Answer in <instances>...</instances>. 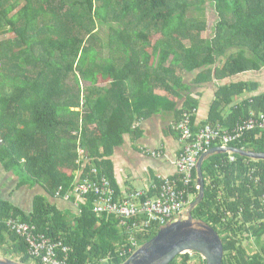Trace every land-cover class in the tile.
<instances>
[{"label":"trees","instance_id":"obj_1","mask_svg":"<svg viewBox=\"0 0 264 264\" xmlns=\"http://www.w3.org/2000/svg\"><path fill=\"white\" fill-rule=\"evenodd\" d=\"M208 2L218 21L203 38ZM185 75L197 86L218 85L202 126L230 131L247 121L264 124L261 82L249 78H264V0H0V160L49 196L60 187L68 191L79 171L83 179L109 180L118 196L111 157L127 135L141 136L148 118L170 112L176 117L170 131L176 133L185 113L198 131L199 102ZM231 146L264 153V128ZM234 156V162L230 154L204 162L205 198L193 215L222 237L223 264H264V160ZM93 202L72 217L44 197L30 215L1 202L0 256L38 264L4 222L19 218L71 247L70 264H123L131 255H121V220L99 217ZM250 240L258 250L249 251ZM172 264L205 263L186 254Z\"/></svg>","mask_w":264,"mask_h":264},{"label":"built area","instance_id":"obj_2","mask_svg":"<svg viewBox=\"0 0 264 264\" xmlns=\"http://www.w3.org/2000/svg\"><path fill=\"white\" fill-rule=\"evenodd\" d=\"M191 117V114L185 113L183 120L174 127L182 145V151L176 160L179 179L164 180L155 197H149L150 191L146 189L133 191L119 199L109 180L102 178L101 181H95L90 177L83 179L80 178L83 171H79L71 188L64 192V187H60L56 198L72 200L76 213L80 216L83 213L82 206L92 197L94 213L99 217L114 215L121 220L119 229L126 237V246L121 255L124 257L133 254L140 246L139 235L144 237L155 227L175 219L189 204V187L193 184V173L202 153L213 146H231L257 126L264 128V124L252 120L238 124L230 131L219 125L205 124L199 127L197 132H193ZM153 155L158 156L155 152ZM232 161H235V158H232ZM91 173L96 174L97 170L93 168ZM180 184L183 185L182 188ZM4 222L11 231L26 241L28 255L33 262L70 264V254L73 252L71 247L38 233L36 226L19 218H9Z\"/></svg>","mask_w":264,"mask_h":264},{"label":"crops","instance_id":"obj_3","mask_svg":"<svg viewBox=\"0 0 264 264\" xmlns=\"http://www.w3.org/2000/svg\"><path fill=\"white\" fill-rule=\"evenodd\" d=\"M193 80L194 77L185 75V81L193 87L192 96L199 102L194 121V128L198 129L208 119L218 85L206 83L197 86L193 84ZM261 88L264 92V78L261 80ZM177 106L179 110L182 109L183 102H179ZM174 120L176 117L171 112L153 115L141 124V136L133 138L132 135H127L124 145L115 149L111 160L120 199L139 189H151V194L155 190L156 180L177 176L174 162L182 145L178 135L169 128ZM153 152L160 153V156L154 157L151 155ZM27 179L26 173L18 166L8 167L0 160V203H7L30 215L34 211L36 199L44 197L64 215L72 217L76 214L73 201L49 196L42 186L28 182Z\"/></svg>","mask_w":264,"mask_h":264},{"label":"water","instance_id":"obj_4","mask_svg":"<svg viewBox=\"0 0 264 264\" xmlns=\"http://www.w3.org/2000/svg\"><path fill=\"white\" fill-rule=\"evenodd\" d=\"M237 154L260 161L264 153L235 147H214L201 155L197 164L199 194L176 221L162 226L157 235L142 244L123 264H172L186 253H197L206 264H223L225 249L220 234L208 223L195 218L194 210L204 201L206 184L203 164L218 154ZM0 264H24L9 257L0 256Z\"/></svg>","mask_w":264,"mask_h":264},{"label":"clouds","instance_id":"obj_5","mask_svg":"<svg viewBox=\"0 0 264 264\" xmlns=\"http://www.w3.org/2000/svg\"><path fill=\"white\" fill-rule=\"evenodd\" d=\"M177 133V132H176ZM178 135V134H177ZM178 138H179V136H178ZM214 147H222V146H213L212 148H214ZM227 147H232V146H227ZM222 148H226V147H222ZM211 149V148H210ZM245 150V149H244ZM181 151H182V148H181ZM181 151H180V153H181ZM208 151V150H207ZM154 153V152H153ZM153 153L151 154V155H153ZM155 153H157V152H155ZM180 153H179V155H180ZM205 153V152H204ZM158 154V156H160V153H157ZM203 154V153H202ZM201 154V155H202ZM227 154H230V157H229V159H230V161L231 162H234V161H232V158H235V156H234V154H232V153H227ZM178 155V156H179ZM154 156V155H153ZM178 156L176 157V160H177V158H178ZM154 157H157V156H154ZM201 157V156H200ZM199 157V158H200ZM176 160H175V167H176V169H177V166H176ZM235 160H236V158H235ZM199 161V160H198ZM197 164H198V162H197ZM195 173H197V166H196V169H195V171H194V173H193V184L189 187V193H190V195H191V197H190V202H189V204L186 206V208L194 201V199L196 198V195H194V194H191L192 193V189L193 188H196L198 191H199V185H198V181H197V178H198V175H197V178H195ZM166 179H170V180H177V179H179V173H178V169H177V176L176 177H165V178H163L162 179V181H159L158 183H161V185L163 184V182H164V180H166ZM161 185L160 186H158V184H156L155 185V187H154V191L153 192H155L156 191V194H157V192H158V188H160L161 187ZM181 188L183 187V185H179ZM139 190H146V189H139ZM147 190H149V191H151V189H147ZM135 191H137V190H135ZM152 194V193H151ZM150 194V192H149V197H155L156 196V194H153V195H151ZM199 194V193H198ZM116 195H117V193H116ZM56 197V196H55ZM118 197V196H117ZM119 198V197H118ZM120 199V198H119ZM71 202H72V200H71ZM186 208L182 211V213L186 210ZM182 213L179 215V216H181L182 215ZM77 214V213H76ZM179 216H177L175 219H173V220H171V221H169V222H172V221H176L178 218H179ZM169 222H167V223H169ZM166 223V224H167ZM165 224V225H166ZM162 226H164V225H162ZM162 226H158L157 228L160 230V228L162 227ZM215 229V228H214ZM222 238V237H221ZM223 240V239H222ZM144 244V243H143ZM142 244L140 243V246H141ZM139 246V247H140ZM138 247V248H139ZM137 251V250H136ZM135 251V252H136ZM134 252V253H135ZM133 253V254H134ZM186 254H191V255H196V256H199V258H200V260L201 261H203L205 264H206V261H205V259H204V257L202 256V255H200V254H197V253H186ZM186 254H184V255H186ZM132 255V254H131Z\"/></svg>","mask_w":264,"mask_h":264},{"label":"rangeland","instance_id":"obj_6","mask_svg":"<svg viewBox=\"0 0 264 264\" xmlns=\"http://www.w3.org/2000/svg\"><path fill=\"white\" fill-rule=\"evenodd\" d=\"M205 16H206V19H207V22H208V25H209V30H208V32H205V33L202 34L203 38H205L206 36H209L210 31L214 27V24L218 21V15L216 13L215 4L213 2H208L206 4ZM98 31H100L103 35H107L108 34V29L105 28V27H100L98 29ZM5 38H8V36H6ZM249 78L251 80L258 81V82H261V80H263V79H261V76H250ZM259 91L261 92V87H260ZM248 243H249V240H248V242L245 243V245H248ZM250 245H251V248H248L249 251H251L253 249L255 250V242L253 240H250Z\"/></svg>","mask_w":264,"mask_h":264},{"label":"flooded vegetation","instance_id":"obj_7","mask_svg":"<svg viewBox=\"0 0 264 264\" xmlns=\"http://www.w3.org/2000/svg\"><path fill=\"white\" fill-rule=\"evenodd\" d=\"M255 250H258V246L255 244Z\"/></svg>","mask_w":264,"mask_h":264}]
</instances>
